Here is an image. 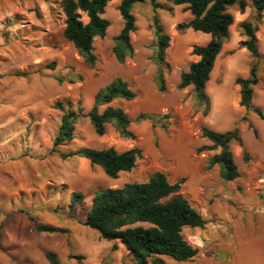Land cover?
Wrapping results in <instances>:
<instances>
[{"label": "rangeland", "instance_id": "obj_1", "mask_svg": "<svg viewBox=\"0 0 264 264\" xmlns=\"http://www.w3.org/2000/svg\"><path fill=\"white\" fill-rule=\"evenodd\" d=\"M111 1L113 3L108 4L103 14L110 25L103 38L94 39L92 52L96 60L90 66L63 35L65 17L59 6L60 0H0V264H49L44 257L45 251L54 252L61 264H75L68 258L69 252L82 254L86 264L113 263L114 251L108 247L116 242L123 252H127L124 245L119 240L100 238L96 230L82 223L91 207L94 191L125 182L144 181L151 171L159 170L174 177L178 161L183 167L190 168L191 175L203 177L209 193H228L227 204L233 209L240 206L237 197L242 193L264 194V157L258 158L263 154L264 121L252 110L247 111L246 115L251 113L249 119L256 127V135L247 127L246 120L240 121L245 109L238 104L239 87L234 83L236 77L248 76L253 61L240 44L245 39L240 24L248 21L257 27L255 36L259 53V82L254 86L253 104L264 111V10L247 6L239 13L231 8L234 22L205 86L209 97L206 107L198 102L193 86L182 90L176 88L180 73L198 59L191 54L193 46L205 45L210 39L209 34L190 28L177 29L178 24L191 18L185 6L173 5L170 0H156V9L150 0L134 3L131 11L136 29L130 35L133 54L120 64L111 49L123 20L117 10L120 0ZM154 14L158 15L170 37L165 50V60L169 64V71L164 73L165 83L168 80L171 86L174 81L175 86L170 91L181 95L178 110L171 108L166 112L168 127L162 129L157 124L152 126L153 129L142 130L143 121L140 124L133 122L135 139L128 141L119 137L109 123L104 136L96 135L85 116L74 125L73 139L62 142L53 150L52 141L63 113L55 108L56 101L62 103L64 110L81 108L87 113L96 91L114 77H120L139 97L126 105L129 117L134 119V110L147 104L146 96L141 93L158 91ZM82 19L86 21L84 15ZM52 62L54 68H47ZM103 109L104 106L99 107V111ZM236 120L243 141L249 142L252 135L248 160L244 158L243 145L231 143L239 176L224 181L218 164L208 167L209 157L220 149L197 151L201 146L212 145L201 136L200 127L207 124L214 130L225 131ZM190 125L192 132L188 131ZM157 129L163 134L157 133ZM110 144L117 150L130 145L141 150L142 158L131 173L123 172L113 179L99 165L90 164L81 156L69 155L84 146L104 148ZM163 154L176 158V162L163 158ZM152 157L160 163V168L138 175L140 165L147 166ZM255 166L256 171L253 170ZM72 191L83 194V200L73 208L70 207ZM35 222L62 227L67 234L39 232ZM197 231L191 233V228L186 227L182 234L189 244L206 253L207 264H232L224 250L212 244L204 247V243L192 244L186 236L195 235ZM233 231L228 225L218 238L234 236ZM258 234H264V231H247V236Z\"/></svg>", "mask_w": 264, "mask_h": 264}, {"label": "trees", "instance_id": "obj_2", "mask_svg": "<svg viewBox=\"0 0 264 264\" xmlns=\"http://www.w3.org/2000/svg\"><path fill=\"white\" fill-rule=\"evenodd\" d=\"M111 0H60L59 6L64 14V37L73 44L88 65H93L96 58L93 54L95 37L103 38L110 25L103 14ZM143 0H120L117 10L123 20L118 34L113 38L112 53L116 61L123 64L127 57L133 54L130 35L135 31V16L131 11L132 5ZM154 9L158 8L156 0H150ZM173 5H184L191 18L185 23L177 25L178 30L192 29L210 35L205 45L193 46L192 55L198 56L196 61L188 65L186 71L179 75L176 86L182 90L189 85L193 86L199 103L206 107L209 97L205 86L209 81L215 59L221 51L224 40L229 36V27L234 22L231 8L243 13L247 6L258 11L264 10V0H170ZM86 17V21L82 16ZM153 34L156 43L154 62L156 64L155 84L159 92H166L164 73L169 71V64L165 60V50L169 46V35L159 22L158 15L152 18ZM240 27L245 39L241 47L245 48L253 61L249 67L247 77H236L234 83L239 86V105L246 110H252L261 120L264 114L258 107L253 106L252 96L254 86L259 82V57L255 33L257 27L248 21H242ZM54 62L47 68L53 69ZM136 97L135 91L128 82L120 77H114L103 87H100L93 96L90 110L83 113L81 108L76 111L64 110L60 101H56L55 108L62 111L60 125L52 141L53 150L62 142L73 139L74 125L87 116L96 135L105 133V124L113 125L120 137L135 139V134L129 129L131 123L149 121L152 126L158 124L162 129L169 125L168 113L141 112L134 119L128 117L121 107L110 106L115 98L132 100ZM105 106L102 111L99 107ZM206 114V110L204 111ZM247 118L244 115L241 120ZM252 128L251 124H248ZM256 135V130L252 128ZM201 136L212 142L210 146H201L198 152L206 149L219 148L217 154L208 160V167L214 164L220 166V177L230 181L238 177V167L231 151V143L242 145L240 132L237 126L233 129L220 132L206 126L200 127ZM244 158L248 160V153L244 149ZM69 155H78L86 158L90 164L99 165L104 173L116 179L121 172L131 171L137 160L142 158L138 147L117 150L113 146L104 148L81 147ZM184 179L170 183L165 173L154 171L146 181L125 182L117 187H103L94 191L92 204L82 222L96 230L100 238L119 240L126 248L135 264H164L160 256H168L176 261L191 259L198 249L190 245L182 235L185 227H203L205 220L193 208L188 200L181 195H172L177 192ZM172 195V196H171ZM70 207L83 200V194L71 192ZM39 232L67 234L64 228L35 222ZM117 248L114 243L112 250ZM44 257L50 264H61L52 251H45ZM68 258L75 264H84L82 254L68 253Z\"/></svg>", "mask_w": 264, "mask_h": 264}, {"label": "crops", "instance_id": "obj_3", "mask_svg": "<svg viewBox=\"0 0 264 264\" xmlns=\"http://www.w3.org/2000/svg\"><path fill=\"white\" fill-rule=\"evenodd\" d=\"M171 82L172 83L170 86L168 84V80L166 81V88H167L166 92L143 91V93L141 94L142 96L143 95L146 96L145 98H147V104L145 106H138L137 109L134 110L133 114L137 115L141 112L166 113L171 108L178 110V107L180 106L181 95L180 94L175 95L170 91V88L175 86V82L174 81H171ZM190 86L192 87V85H189L186 88ZM253 93H254V90H253ZM138 98L139 97L137 95L132 100L115 98L110 102L109 105L113 107H121L127 113L129 117V113H128L129 107L126 105L128 103L134 102ZM252 104H253V96H252ZM253 106L260 108L264 114V111L261 107H259L258 105H254V104ZM247 111L248 110L246 109L245 111L243 110V113L240 116V121L243 122V120L241 119L245 115L247 118L246 119L247 127H248V124H251L252 128H254L253 124L251 123L249 119V115H251V113L249 115H246ZM107 124H105V133H106ZM205 126L210 128L209 126H207V124ZM235 126H237L239 129L237 120L235 121V124L229 130L233 129ZM170 127L171 126H169V128ZM140 128L142 130L147 129V128L153 129L152 125L145 121L141 122ZM252 128L250 129L252 130ZM129 129L134 134L136 133V130L132 128V125L129 126ZM225 131H228V130H225ZM156 132L159 134H163L160 129H157ZM220 132H224V131H220ZM253 135L255 134L253 133ZM123 139L132 141L131 139H128V138H123ZM251 139H252V135L250 136L249 142L243 141V139L241 138L243 148L247 151V153H248V149H250ZM209 142L212 144L211 141ZM109 146H112V145L110 144ZM133 146L135 145H130V147L128 148H131ZM262 149H263V154H264V143H263ZM263 154L262 155L260 154L258 158H261V157L263 158L264 157ZM257 155L258 153L255 154V156ZM162 156L163 158L169 159L172 162L174 161V163L177 160L176 158L174 159L165 154H163ZM258 160L260 161V159ZM134 168L130 172H124V173L129 174L134 170ZM253 168H256V166ZM175 170L176 171H175L174 177L167 176L166 172H163V173H165L170 183H175L179 181L180 179H184L183 183L181 184L180 189L172 195H181L185 197L190 203V205L193 208H195V210L205 220V223L202 228L201 227H189L191 228V233H195V230L200 231L201 237L204 243L202 247L212 244L218 247L220 250H224L227 253V259L232 264H264V234H260V235L258 234V236H253V235L247 236V231L249 230H252L255 232V229H259V230L264 231V194L242 193L240 196L237 197V200L240 203V206L237 207L236 209H233L232 207H229L227 204V201L229 199L228 193H209L207 189V185H205L204 183L203 177L202 176L197 177V176L191 175L190 168L183 167L182 163L179 161H178V169H175ZM238 172H239V169H238ZM149 173L150 174H148V178L153 173V171ZM132 178H136V177L132 175ZM228 225H231L233 227L234 236L229 235L225 239H222L221 237L218 238V235ZM59 228H62V227H59ZM218 229L220 231L219 233H218ZM115 244L117 246L115 250L111 249L112 245L108 247L109 250L114 251V262L111 264H135L131 256L127 252H123L122 247H120L118 243L115 242ZM160 257L164 260V264H207L205 260L207 259L206 253L200 250H198V252L191 259L187 261H176L168 256H160ZM84 264L86 263L84 262Z\"/></svg>", "mask_w": 264, "mask_h": 264}, {"label": "bare ground", "instance_id": "obj_4", "mask_svg": "<svg viewBox=\"0 0 264 264\" xmlns=\"http://www.w3.org/2000/svg\"><path fill=\"white\" fill-rule=\"evenodd\" d=\"M111 2V4L113 3L112 1H109L108 4ZM108 4L106 5V7L108 6ZM66 49V48H65ZM65 54V53H64ZM75 59V58H74ZM211 74V73H210ZM132 109V107H131ZM188 131L189 132H192V129H191V125L188 127ZM146 163V162H145ZM140 171L138 173V175H142L144 174V172H146L147 170L150 171L152 170L153 168L157 167V168H160V163L157 162V159L152 157V158H149V164L146 166V165H140ZM253 170H256L255 168H253ZM137 171V170H136ZM187 239L192 243V244H197V245H202L203 244V240H202V237L200 235V232L197 231L195 235H192L190 236L189 234H187Z\"/></svg>", "mask_w": 264, "mask_h": 264}]
</instances>
